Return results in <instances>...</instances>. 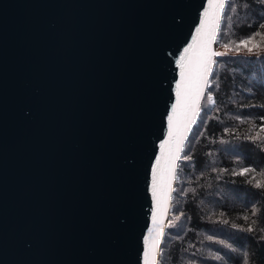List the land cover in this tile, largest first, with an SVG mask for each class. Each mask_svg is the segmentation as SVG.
I'll list each match as a JSON object with an SVG mask.
<instances>
[{"label":"water","instance_id":"1","mask_svg":"<svg viewBox=\"0 0 264 264\" xmlns=\"http://www.w3.org/2000/svg\"><path fill=\"white\" fill-rule=\"evenodd\" d=\"M205 2L0 0V264H140L175 60Z\"/></svg>","mask_w":264,"mask_h":264},{"label":"trees","instance_id":"2","mask_svg":"<svg viewBox=\"0 0 264 264\" xmlns=\"http://www.w3.org/2000/svg\"><path fill=\"white\" fill-rule=\"evenodd\" d=\"M234 2L181 151L191 159L178 161L160 264H264V0ZM252 33L261 47L249 52L237 42Z\"/></svg>","mask_w":264,"mask_h":264},{"label":"snow or ice","instance_id":"3","mask_svg":"<svg viewBox=\"0 0 264 264\" xmlns=\"http://www.w3.org/2000/svg\"><path fill=\"white\" fill-rule=\"evenodd\" d=\"M240 7L234 0H206L199 12V23L195 25L189 40L176 57L179 68V78L175 80V100L167 111V132L159 139V151L154 153L155 159L150 166V183L147 191L151 193V224L143 234V248L139 254L140 264H160L161 250L159 244L163 235L160 217L168 208V200L173 192V182L179 179L178 161L190 160L189 156H181L185 147V139L196 117L200 112V100L205 88L211 81L209 74L213 71L214 57L224 55L216 52L212 45L217 40L222 20L230 16L232 11ZM248 7L247 4L244 5ZM264 21V17H261ZM264 28V23L261 24ZM257 33H252L240 39L238 45H243L249 52L261 47L260 44H250ZM240 52V47H236ZM211 99V93H208ZM264 120V117H261ZM264 127V125H262ZM227 131V129H225ZM247 168H241L240 173H246ZM251 231V228L248 229ZM211 239H215L212 237ZM223 243V242H221ZM231 247V245H228ZM219 259V257H217Z\"/></svg>","mask_w":264,"mask_h":264}]
</instances>
